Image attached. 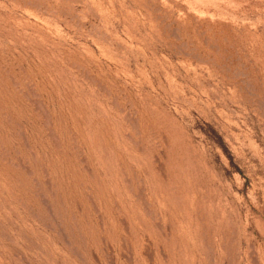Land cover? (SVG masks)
Returning <instances> with one entry per match:
<instances>
[{
    "label": "rangeland",
    "instance_id": "rangeland-1",
    "mask_svg": "<svg viewBox=\"0 0 264 264\" xmlns=\"http://www.w3.org/2000/svg\"><path fill=\"white\" fill-rule=\"evenodd\" d=\"M0 264H264V0H0Z\"/></svg>",
    "mask_w": 264,
    "mask_h": 264
}]
</instances>
